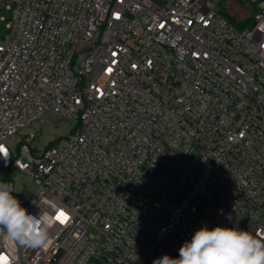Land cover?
Here are the masks:
<instances>
[{"label": "built area", "instance_id": "built-area-1", "mask_svg": "<svg viewBox=\"0 0 264 264\" xmlns=\"http://www.w3.org/2000/svg\"><path fill=\"white\" fill-rule=\"evenodd\" d=\"M221 1L0 0V182L50 234L0 237V264H153L204 226L264 238V0L241 29ZM49 112L72 127L38 149Z\"/></svg>", "mask_w": 264, "mask_h": 264}, {"label": "clouds", "instance_id": "clouds-1", "mask_svg": "<svg viewBox=\"0 0 264 264\" xmlns=\"http://www.w3.org/2000/svg\"><path fill=\"white\" fill-rule=\"evenodd\" d=\"M0 156L7 152L0 148ZM14 184L0 182V237L10 245L41 249L50 243L48 223L33 215L12 195ZM153 264H264V238L238 227L207 226L195 231L179 249V257L163 255Z\"/></svg>", "mask_w": 264, "mask_h": 264}, {"label": "rangeland", "instance_id": "rangeland-1", "mask_svg": "<svg viewBox=\"0 0 264 264\" xmlns=\"http://www.w3.org/2000/svg\"><path fill=\"white\" fill-rule=\"evenodd\" d=\"M227 6L224 8H228L234 16L238 18V20H242L245 17V14L251 15L253 10H250L245 2L242 0H227ZM249 9V11H247ZM0 15L3 17H7L8 13L5 10L0 12ZM5 21H0V35L5 32ZM72 125L67 122L60 115L49 112L44 116V121L35 122L33 124V128L39 131V135L32 141V144L36 146V148L41 149L48 144L52 143L55 138L63 136V133L70 130ZM29 131V130H28ZM19 139V135L13 136L11 140V147H14ZM15 176L18 177V182L16 183L17 190L19 194L22 193V185L21 183H25L26 188L29 187L30 182L23 176V174L19 172L14 173Z\"/></svg>", "mask_w": 264, "mask_h": 264}, {"label": "trees", "instance_id": "trees-1", "mask_svg": "<svg viewBox=\"0 0 264 264\" xmlns=\"http://www.w3.org/2000/svg\"><path fill=\"white\" fill-rule=\"evenodd\" d=\"M228 1L227 0H222L219 3V12L224 15L236 28L241 29L247 26L251 25V19L249 17L246 16L243 17L242 20H238V18H236V16H234V13H232L230 10H228V8H224L225 6H227Z\"/></svg>", "mask_w": 264, "mask_h": 264}, {"label": "snow or ice", "instance_id": "snow-or-ice-1", "mask_svg": "<svg viewBox=\"0 0 264 264\" xmlns=\"http://www.w3.org/2000/svg\"><path fill=\"white\" fill-rule=\"evenodd\" d=\"M56 220L59 221L60 223H66L68 220V216L66 213H64L63 211L59 212L56 214Z\"/></svg>", "mask_w": 264, "mask_h": 264}]
</instances>
